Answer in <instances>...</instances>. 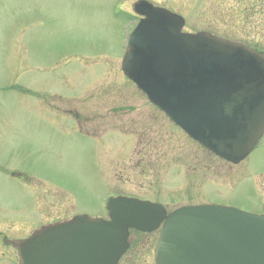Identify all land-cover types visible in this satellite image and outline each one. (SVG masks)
Returning <instances> with one entry per match:
<instances>
[{
  "label": "rangeland",
  "instance_id": "obj_1",
  "mask_svg": "<svg viewBox=\"0 0 264 264\" xmlns=\"http://www.w3.org/2000/svg\"><path fill=\"white\" fill-rule=\"evenodd\" d=\"M133 1L0 0V264H18L2 236L27 234L50 213L43 206L55 219L105 217V196L123 192L167 209H264V136L230 167L122 74ZM155 1L184 16L183 30L264 50V0ZM155 234L133 233L122 264H154Z\"/></svg>",
  "mask_w": 264,
  "mask_h": 264
},
{
  "label": "water",
  "instance_id": "obj_2",
  "mask_svg": "<svg viewBox=\"0 0 264 264\" xmlns=\"http://www.w3.org/2000/svg\"><path fill=\"white\" fill-rule=\"evenodd\" d=\"M122 69L188 134L238 162L264 133V53L208 32L181 31L184 19L145 0ZM109 220L80 214L6 240L20 264H116L129 227L156 228L157 264H264V214L232 206L160 204L111 197Z\"/></svg>",
  "mask_w": 264,
  "mask_h": 264
},
{
  "label": "flooded vegetation",
  "instance_id": "obj_3",
  "mask_svg": "<svg viewBox=\"0 0 264 264\" xmlns=\"http://www.w3.org/2000/svg\"><path fill=\"white\" fill-rule=\"evenodd\" d=\"M156 4V3H155ZM1 164V163H0ZM2 171H5V172H7L6 173V175H8L9 173L12 175V176H14L15 174H17V175H20V176H23L22 174H20V173H18V172H16L15 170H9V168L6 170V169H1ZM24 177V176H23ZM39 198H38V194H36L35 195V201L36 200H38ZM38 203V202H37ZM38 205H39V203H38ZM43 206V205H42ZM45 209H47V210H49V214H43L44 215V217H42V219L44 218V220H39V221H42V222H54V221H57V220H60L61 218H58V219H55L54 218V216H52L53 215V211L54 210H56V209H51L49 206L48 207H46V206H43V210H45ZM69 214H71V213H69ZM74 214V213H73ZM73 214H71V215H73ZM70 215V216H71ZM67 217H69V216H64V217H62V219H64V218H67ZM46 218V219H45ZM49 218V219H48ZM40 224H42L41 222H40Z\"/></svg>",
  "mask_w": 264,
  "mask_h": 264
},
{
  "label": "trees",
  "instance_id": "obj_4",
  "mask_svg": "<svg viewBox=\"0 0 264 264\" xmlns=\"http://www.w3.org/2000/svg\"><path fill=\"white\" fill-rule=\"evenodd\" d=\"M242 9L245 11V14L241 15V14H239V12H238L237 15H238L240 18L245 19L246 21H248V19H249V16H248V14H247L248 8H242Z\"/></svg>",
  "mask_w": 264,
  "mask_h": 264
}]
</instances>
